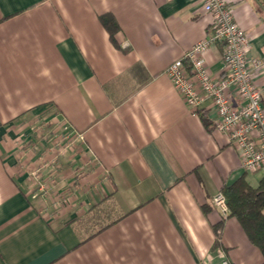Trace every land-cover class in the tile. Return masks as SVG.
Listing matches in <instances>:
<instances>
[{
    "label": "crops",
    "instance_id": "obj_1",
    "mask_svg": "<svg viewBox=\"0 0 264 264\" xmlns=\"http://www.w3.org/2000/svg\"><path fill=\"white\" fill-rule=\"evenodd\" d=\"M226 2L264 56V0ZM211 22L200 0H0V264H262L211 199L264 173L250 183L209 103L193 114L165 74ZM222 54L203 55L216 78Z\"/></svg>",
    "mask_w": 264,
    "mask_h": 264
},
{
    "label": "built area",
    "instance_id": "obj_2",
    "mask_svg": "<svg viewBox=\"0 0 264 264\" xmlns=\"http://www.w3.org/2000/svg\"><path fill=\"white\" fill-rule=\"evenodd\" d=\"M200 1L203 11L211 16V30L172 62L165 74L193 114L209 103L212 125L235 149L241 169L245 173H264V84L256 83L258 73L264 69V56L250 54V40L236 23L226 0ZM218 44L223 47L225 69L221 78L210 74L203 57ZM211 204L223 219L229 216L221 191L213 196ZM218 264L232 263L223 255Z\"/></svg>",
    "mask_w": 264,
    "mask_h": 264
},
{
    "label": "trees",
    "instance_id": "obj_3",
    "mask_svg": "<svg viewBox=\"0 0 264 264\" xmlns=\"http://www.w3.org/2000/svg\"><path fill=\"white\" fill-rule=\"evenodd\" d=\"M99 21L117 47L114 35L119 28L114 18L105 14L99 17ZM201 118L203 124L209 127L210 123L203 114ZM221 192L226 198L229 216L237 219L248 240L259 249L264 257V176L256 187L247 184L244 176H241L232 185L224 187ZM221 224L219 223L214 228L217 239L220 237Z\"/></svg>",
    "mask_w": 264,
    "mask_h": 264
},
{
    "label": "rangeland",
    "instance_id": "obj_4",
    "mask_svg": "<svg viewBox=\"0 0 264 264\" xmlns=\"http://www.w3.org/2000/svg\"><path fill=\"white\" fill-rule=\"evenodd\" d=\"M47 127H49L48 125H46L43 122H39L38 124H35L33 127H31L32 132L35 133V135H41V137H44L46 140L48 139V129H46ZM54 133H52L53 135H55V139H54V149L57 150L58 155H61L59 153H65L66 150H68V146L67 144L70 142L71 139H69V135L67 134V131L64 129V126L62 123H58L56 124V127L53 128ZM60 163H57V165H59ZM262 175L261 172H256L253 174H248L247 180L250 183H254L255 182V178Z\"/></svg>",
    "mask_w": 264,
    "mask_h": 264
}]
</instances>
